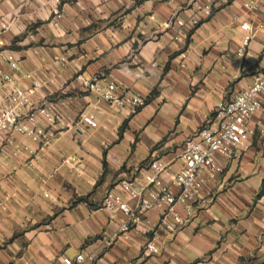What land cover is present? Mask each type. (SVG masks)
I'll return each mask as SVG.
<instances>
[{"label": "crops", "instance_id": "0c3cea01", "mask_svg": "<svg viewBox=\"0 0 264 264\" xmlns=\"http://www.w3.org/2000/svg\"><path fill=\"white\" fill-rule=\"evenodd\" d=\"M191 1L0 0L7 55L36 72L40 95L59 98L66 86L77 95L70 126L49 146L16 136L0 152V264H65L84 249L98 255L94 264H264V109L251 120V145L219 158L224 172L186 226L170 231L156 210L128 239L102 243L118 229L102 208L106 192L154 160L176 169L185 142L264 68V11L214 0L205 19ZM246 20L256 35L240 57ZM78 74L106 77L145 104L132 114L101 103L97 126L88 127L79 114L97 96L78 91Z\"/></svg>", "mask_w": 264, "mask_h": 264}, {"label": "built area", "instance_id": "2783aa9c", "mask_svg": "<svg viewBox=\"0 0 264 264\" xmlns=\"http://www.w3.org/2000/svg\"><path fill=\"white\" fill-rule=\"evenodd\" d=\"M191 5L205 19L211 18L216 10L214 0H192ZM244 8L250 13L262 12L264 0H246ZM57 17L61 18L62 14L57 12ZM201 22L199 18L192 20L194 26ZM240 29L245 34L237 55L247 57L256 30L249 20L242 22ZM8 52L6 42L0 37V152L15 142L16 136L49 146L60 132L70 126L67 113L71 111L77 95L68 92L67 86L59 98L40 95L44 85L42 80L34 71H22L21 61L8 56ZM59 64L64 67L66 58L62 57ZM143 74L144 70H139L136 76ZM75 80L79 83V92L97 96V100L79 114L80 121L88 127L97 126V113L104 111L101 103L127 109L132 114L145 104L141 96L121 91L117 83L106 77L87 79L78 74ZM263 95L264 68L253 76L245 90L221 103L197 134L185 142L176 169L154 160L141 173L122 179L119 190L107 191L102 208L111 220L118 222V229L102 239L104 248L113 247L120 237L128 239L132 230L143 225L147 215L156 210L160 211L162 224L168 222L170 231L186 226L197 207L205 201L204 188L224 172L219 158H236L251 145V120L264 109ZM259 126L264 134L262 123ZM146 246L150 253L159 252L153 240ZM97 259L96 253L84 249L72 258H65V264H94Z\"/></svg>", "mask_w": 264, "mask_h": 264}, {"label": "trees", "instance_id": "16d2710c", "mask_svg": "<svg viewBox=\"0 0 264 264\" xmlns=\"http://www.w3.org/2000/svg\"><path fill=\"white\" fill-rule=\"evenodd\" d=\"M215 12H216V10H215ZM214 12V13H215ZM214 15V14H213ZM156 94V92L154 91L153 93H152V96L153 95H155ZM264 195V185L262 186V189L260 190V192H259V194L257 195V197L258 198H260V197H262Z\"/></svg>", "mask_w": 264, "mask_h": 264}]
</instances>
